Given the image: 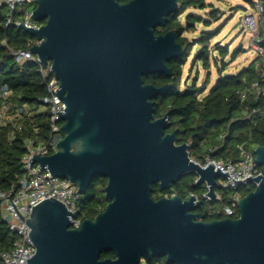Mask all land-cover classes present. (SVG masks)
<instances>
[{
	"label": "water",
	"instance_id": "obj_1",
	"mask_svg": "<svg viewBox=\"0 0 264 264\" xmlns=\"http://www.w3.org/2000/svg\"><path fill=\"white\" fill-rule=\"evenodd\" d=\"M178 9V0H37L31 18L44 24L19 25L40 41L27 50L51 63L66 105L58 112L64 138L57 151L35 153L30 163L82 195L95 175L108 180L104 211L78 229L53 198L33 207L26 224L36 254L28 264H147L156 256L172 264H264V146L255 149L261 175L245 179L256 189L239 199L238 218L206 221L195 213L201 202L194 196L152 197L153 185L162 192L195 173L212 199L217 179L230 177L192 162L176 131L166 133L168 114L154 116L153 99L171 85L156 87L144 77L172 76L167 63L183 56L175 31L156 33ZM104 252L116 258L102 259Z\"/></svg>",
	"mask_w": 264,
	"mask_h": 264
},
{
	"label": "trees",
	"instance_id": "obj_2",
	"mask_svg": "<svg viewBox=\"0 0 264 264\" xmlns=\"http://www.w3.org/2000/svg\"><path fill=\"white\" fill-rule=\"evenodd\" d=\"M129 0H120L121 3ZM250 3V0H246ZM179 9L169 16L165 26L156 29L157 34H165L175 31L176 40L184 47L182 57L171 59L167 65L172 71V76L154 74L144 77L145 83L156 87L170 84L171 88L162 96L153 99L155 104V118H163L168 114L171 127L166 133L176 131V143L178 145L189 144V153L192 158L204 161L206 155L213 159H239V147L245 145L255 156V149L264 146V116L253 115L248 117V112L255 108L263 107L261 98H248L242 100L237 92L247 84L259 80V71L255 69L258 58L248 67L235 75H224L227 64L220 61L219 57L213 58L210 50L211 41L217 36L214 32H202L199 38L192 43L185 34L195 31L198 24L211 26V20H205L189 10H205L208 8L205 0H178ZM219 10H212L209 16L214 21H219ZM6 9H0V91L8 88L12 92V100L21 106H28L37 111L42 107V100L48 96L47 81L39 72V66L33 62L18 63L10 54L8 48L2 44L5 40L8 47L13 50L27 49L28 44L36 41V38L21 30L18 26L5 27ZM185 15L184 22L182 17ZM44 24V22L42 23ZM264 33V26H263ZM200 46L194 56L193 62L200 63L207 71H210L212 62L218 68V78L213 87L208 91L210 79L198 86L197 78L182 88L184 68L191 57L194 47ZM217 51L224 59L229 55L228 47L218 46ZM241 46L231 56L235 61L242 53ZM220 62H222L220 64ZM264 69V61L262 62ZM34 123H24L19 129L20 121L15 124L0 125V193H7L17 189L25 174L23 157L26 153L25 141L35 136L34 127L38 128L41 140L47 138L50 133L49 114L42 111L34 115ZM25 124V125H24ZM223 134V142L217 138ZM214 145L219 148L214 153L208 149ZM260 170L262 167L259 166ZM197 176L189 173L182 176L178 183L172 184L169 190L160 191L159 185H153L152 197L156 200L163 197L176 196L189 199L190 194L199 196L201 206L197 210L205 216L206 221L220 220L224 216L209 215L206 212V203L212 205L218 203L227 205L230 197L243 198L256 189L252 183L238 186L235 190H223L220 201H206L202 195L206 192L195 184ZM108 180L100 175H95L88 187V191L82 196L76 218L81 222L94 219L104 211L108 201L105 198L104 189ZM237 212L238 207L236 208ZM16 237L11 232L9 225L3 220L2 204L0 202V254L9 251ZM102 259H115L114 252H104ZM147 264H172L166 256L152 257Z\"/></svg>",
	"mask_w": 264,
	"mask_h": 264
},
{
	"label": "built area",
	"instance_id": "obj_3",
	"mask_svg": "<svg viewBox=\"0 0 264 264\" xmlns=\"http://www.w3.org/2000/svg\"><path fill=\"white\" fill-rule=\"evenodd\" d=\"M250 3L258 17L256 20L254 15H247L244 18V22L251 28V48L256 53V59H259L255 64V69L259 71V80L247 84L237 94L242 100H247L250 97L255 99L261 98L263 100V107L255 108L246 113L248 117L253 115L264 116V69H262V62L264 61V0H250ZM3 7L6 9L5 27L11 25L19 27L22 23L26 27L39 29L43 25L31 18L33 11L37 8V0H0V9ZM2 44L8 48L10 54L16 58L18 63H36L39 66L40 74L47 81L48 89V96L42 100V107L37 111L31 110L28 106L16 104L12 100V92L8 88H3L0 91V125L15 124L17 121H20L19 129H21L23 122L31 124L35 122L34 115L42 111H47L49 114V136L41 140L39 129L34 127L35 136L29 137L25 141L26 153L22 160L25 174L20 181L19 187L7 193H0L3 220L9 225L11 232L16 237L12 248L0 254V264H28L27 260L36 254V247L29 237L31 229L26 224L27 219L31 217L33 207L46 199L53 198L63 203L67 210L71 212L72 228L78 229L82 222L76 218V215L78 204L83 195L79 193L78 187L69 180L56 177L47 169L40 170L38 164L30 163L35 153L41 157L54 154L57 151V144L64 138V133L61 129L64 120L59 116L58 112H63L66 105L56 93L60 82L52 72L51 63L44 65L37 55L27 50L32 48L33 45H39L40 41L36 39V41L29 43L28 48L22 49L23 51L9 48L5 40ZM224 137L221 134L217 138V141L219 143L223 142ZM187 145L189 149L190 145ZM218 148L219 145H214L208 151L214 153ZM239 153V159L236 161L232 159H213L210 155H206L204 161H200L190 156L191 161L195 164L203 168H206L209 164H213L215 171L219 168L224 173H229L230 176L223 178L222 183H219L217 179L216 197L211 199L206 196L207 190L202 195L203 199L206 201H220L223 196V190H235L238 186L249 183L250 179L245 180L249 176L255 178L261 175V170L255 160V156L245 145L239 147ZM173 196H176V193H172L171 197ZM191 196L196 198V202H199L201 199L194 194H190L189 197ZM239 199L236 196L230 197L227 205L221 206L215 211H210L209 215L238 218L239 213L236 208L238 207Z\"/></svg>",
	"mask_w": 264,
	"mask_h": 264
},
{
	"label": "rangeland",
	"instance_id": "obj_4",
	"mask_svg": "<svg viewBox=\"0 0 264 264\" xmlns=\"http://www.w3.org/2000/svg\"><path fill=\"white\" fill-rule=\"evenodd\" d=\"M208 8L205 10H189L188 12L194 13L197 16L202 17L205 20H211V26L206 27L203 24H198L195 31H189L185 34L190 42L194 43L195 39L199 38L202 32H214L217 35L210 43L211 53L215 57H219L220 61H224L227 64L224 75H235L244 68L248 67L256 59V53L251 48L252 34L251 28L248 27L244 18L247 15H254L257 20V14L253 11L251 3L246 0H205ZM212 10H219V21H214L210 18L209 13ZM185 15L182 17L184 22ZM241 24L238 28H235L239 21ZM228 47L229 55L226 58H222L217 51V47ZM244 48V52L235 60L231 61V56L235 50L239 47ZM200 46L194 47L191 57L184 68V74L182 78V88L188 83L191 84L195 78H197L198 86H201L207 79H210L211 83L208 87V91L213 87L218 78V68L212 62L210 71H207L200 63H194L193 59ZM222 62H220L221 64ZM196 182V181H195ZM218 182L222 183L223 178H218ZM204 191L208 188L206 184L201 185ZM167 197V196H166ZM209 202V201H208ZM223 205L218 203L212 205L206 203L205 210L210 212L217 210Z\"/></svg>",
	"mask_w": 264,
	"mask_h": 264
},
{
	"label": "flooded vegetation",
	"instance_id": "obj_5",
	"mask_svg": "<svg viewBox=\"0 0 264 264\" xmlns=\"http://www.w3.org/2000/svg\"><path fill=\"white\" fill-rule=\"evenodd\" d=\"M168 198H170V197H168ZM183 199H184V200H187V198H183ZM195 213H198V211L196 210Z\"/></svg>",
	"mask_w": 264,
	"mask_h": 264
}]
</instances>
